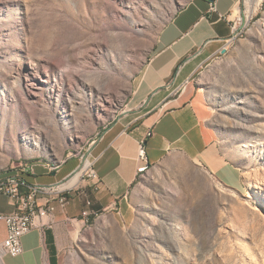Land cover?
<instances>
[{"label": "rangeland", "instance_id": "rangeland-1", "mask_svg": "<svg viewBox=\"0 0 264 264\" xmlns=\"http://www.w3.org/2000/svg\"><path fill=\"white\" fill-rule=\"evenodd\" d=\"M185 1L0 0V177L72 161L62 185L92 164ZM236 1L230 43L191 86L237 183L168 155L136 180L130 215L72 223L58 264H264V0Z\"/></svg>", "mask_w": 264, "mask_h": 264}, {"label": "crops", "instance_id": "crops-1", "mask_svg": "<svg viewBox=\"0 0 264 264\" xmlns=\"http://www.w3.org/2000/svg\"><path fill=\"white\" fill-rule=\"evenodd\" d=\"M236 6V0H216L213 10L207 0H186L180 6L160 31L148 64L134 82L125 113L101 133L92 148L90 158L99 183L83 180L80 192L66 195L63 209L53 204L52 226L23 236V254L3 256L2 264H51V259L58 264L61 251L73 240L72 223L88 224L108 213L130 215L136 180L168 155L185 158L222 184L237 183V173L221 157L213 134L198 113L191 86L199 69L218 58L230 43ZM142 142L147 158L142 167L149 170L138 174L137 151ZM71 162L51 175L38 165L35 176H21L30 185H55L74 171ZM13 211L9 199L0 194V214ZM84 212L89 216H82ZM5 236V226L0 223V243Z\"/></svg>", "mask_w": 264, "mask_h": 264}, {"label": "built area", "instance_id": "built-area-1", "mask_svg": "<svg viewBox=\"0 0 264 264\" xmlns=\"http://www.w3.org/2000/svg\"><path fill=\"white\" fill-rule=\"evenodd\" d=\"M207 1L211 10H213L216 0ZM137 158L141 164L140 167L146 164L147 158L144 142L138 146ZM32 170L31 167H26L23 173L29 174ZM80 177L82 180L84 177H87L94 184L99 183L92 164L88 162L85 163L84 168L80 172ZM62 185H30L20 174L0 179V194L8 198L12 203L13 212H18V220L0 221V223L4 224L6 232L5 238L0 244V251L3 256L11 258L21 256L23 254L21 244L23 236L33 230L44 231L52 226L50 218L55 212V205L53 204L62 209L67 204L66 195L69 189H61ZM39 200H42L43 203H39ZM82 216L88 217L89 213L84 212Z\"/></svg>", "mask_w": 264, "mask_h": 264}, {"label": "bare ground", "instance_id": "bare-ground-1", "mask_svg": "<svg viewBox=\"0 0 264 264\" xmlns=\"http://www.w3.org/2000/svg\"><path fill=\"white\" fill-rule=\"evenodd\" d=\"M147 170H149V167H141V168H139V170L137 172H138V174H142V173H144ZM79 176H80V174L78 173L67 184H63L61 186V189L68 188V187L76 184V182L78 181ZM6 178H4V179H6ZM15 220H18V212H13L10 215H1L0 214V221H15ZM0 264H2L1 258H0Z\"/></svg>", "mask_w": 264, "mask_h": 264}, {"label": "trees", "instance_id": "trees-1", "mask_svg": "<svg viewBox=\"0 0 264 264\" xmlns=\"http://www.w3.org/2000/svg\"><path fill=\"white\" fill-rule=\"evenodd\" d=\"M10 176V175H9ZM6 177H8V176H6ZM6 177H3V178H1V179H4V178H6ZM51 249H54L52 246H51ZM51 264H57V260L56 259H51Z\"/></svg>", "mask_w": 264, "mask_h": 264}, {"label": "water", "instance_id": "water-1", "mask_svg": "<svg viewBox=\"0 0 264 264\" xmlns=\"http://www.w3.org/2000/svg\"><path fill=\"white\" fill-rule=\"evenodd\" d=\"M223 52V51H222Z\"/></svg>", "mask_w": 264, "mask_h": 264}]
</instances>
